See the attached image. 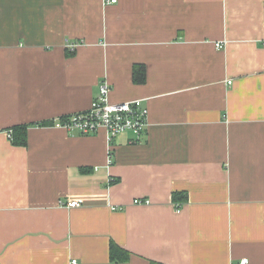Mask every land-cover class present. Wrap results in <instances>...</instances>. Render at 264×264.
<instances>
[{
	"label": "crops",
	"instance_id": "1",
	"mask_svg": "<svg viewBox=\"0 0 264 264\" xmlns=\"http://www.w3.org/2000/svg\"><path fill=\"white\" fill-rule=\"evenodd\" d=\"M111 1L0 0V264H264V0ZM104 80L137 143L49 126Z\"/></svg>",
	"mask_w": 264,
	"mask_h": 264
},
{
	"label": "built area",
	"instance_id": "2",
	"mask_svg": "<svg viewBox=\"0 0 264 264\" xmlns=\"http://www.w3.org/2000/svg\"><path fill=\"white\" fill-rule=\"evenodd\" d=\"M111 3H115V0H112ZM76 44H72L71 47L75 48ZM110 91L111 88L108 82L104 80L100 83L98 94L87 110L65 117L54 118L49 126L67 133L74 132L83 136L96 134L98 131L104 130L107 142L125 132H129L134 137L132 142L137 143L148 127V108L144 104V100L137 99L112 103L109 99ZM6 134L11 141V130ZM107 160L110 165L112 163V147L110 146L107 148ZM81 203L79 200L70 201L67 202L66 207L76 208ZM134 203L139 204L140 201L136 200ZM71 264H77V262L72 260ZM241 264H247V260H242Z\"/></svg>",
	"mask_w": 264,
	"mask_h": 264
},
{
	"label": "trees",
	"instance_id": "3",
	"mask_svg": "<svg viewBox=\"0 0 264 264\" xmlns=\"http://www.w3.org/2000/svg\"><path fill=\"white\" fill-rule=\"evenodd\" d=\"M135 71V72H134ZM134 81L137 83H143L145 80V74L142 66H136L134 69ZM139 72V73H138ZM12 142L18 146H25L26 144V127L15 126L11 129ZM127 252L115 244L110 245V259L115 262H123L127 260Z\"/></svg>",
	"mask_w": 264,
	"mask_h": 264
}]
</instances>
